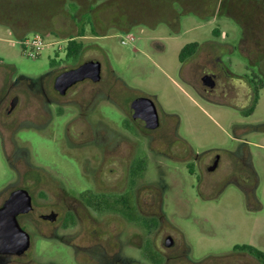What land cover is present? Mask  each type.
Listing matches in <instances>:
<instances>
[{
  "label": "rangeland",
  "instance_id": "rangeland-1",
  "mask_svg": "<svg viewBox=\"0 0 264 264\" xmlns=\"http://www.w3.org/2000/svg\"><path fill=\"white\" fill-rule=\"evenodd\" d=\"M76 4V19L92 20L100 33L95 35L88 22L84 37L76 38L82 53L69 59V38L78 35L81 25L72 18ZM240 20L248 29L242 46ZM35 33L43 35L47 46L31 58L22 42ZM129 36L133 39L123 44ZM257 38L264 44V0H0V92L9 72L13 81L20 75L36 79L50 70L98 60L119 104L108 97L93 99L103 85H82L64 105L52 106L54 120L80 117L79 105L91 98L84 111L88 119L119 136L126 131L130 104L144 95L155 100L164 121L156 135L173 142L172 154L157 156L160 162L153 171L161 181L158 166L167 174L169 188L161 194L165 221L125 224L119 238L109 243L108 251H117L114 257L108 253L106 264H260L249 255L223 256L235 245L254 244L264 251V60L255 65L261 51L254 49ZM189 43L200 46L182 64L179 55ZM205 74L215 75L216 90L203 86ZM38 88L36 83L15 90L20 105L42 106ZM255 88L259 100L249 113ZM23 139L37 160H55L59 168L70 169L44 135L29 132ZM217 154L220 163L209 171ZM145 155L142 151L141 158ZM71 165L78 170L77 163ZM7 167L0 136V191L14 179ZM148 182L154 184L149 173ZM141 204L148 209L145 201ZM63 235L71 241L70 229ZM168 235L176 240L173 250L163 245ZM48 240L39 244L36 264H73L67 241ZM91 252L98 255L101 250L93 247ZM118 254L124 263L116 261Z\"/></svg>",
  "mask_w": 264,
  "mask_h": 264
},
{
  "label": "flooded vegetation",
  "instance_id": "flooded-vegetation-1",
  "mask_svg": "<svg viewBox=\"0 0 264 264\" xmlns=\"http://www.w3.org/2000/svg\"><path fill=\"white\" fill-rule=\"evenodd\" d=\"M92 29L95 30V35L100 33L96 28L92 27ZM76 36L74 37L78 38ZM247 41L245 38L241 43L245 44ZM85 62L56 72L50 70L36 79L20 75L13 81L15 77L8 76L10 72L7 73L5 88L0 92V136L5 140L7 170L14 179L5 184L0 191V220H5L1 229L5 232L4 238L9 240L12 235L7 220H17L26 234L28 245L21 253L13 252L8 248L0 251V264H25V262L36 264L41 256L39 244L48 239L62 243L67 241L71 247L73 264H106L108 253L114 257L117 251L109 252V243L119 238L125 230V224L136 226L140 220H147V223L159 220L163 223L166 219L162 206L164 196L162 197L161 194L169 188L165 182L167 174L159 165L161 181L153 171L157 169L156 162H160L159 157H168L172 154L173 142L166 136L156 135L164 127L158 108L159 126L152 129L140 125L134 119L133 103H131L127 113L128 121L123 126L126 131L118 132L119 136L111 132L106 125L94 124L88 119L84 111L91 106V98L85 104L79 105L80 117L68 121L54 120L52 106L56 104L58 108L64 105L74 89L82 85L90 84L98 87L103 85V88L95 91L93 99L108 97L115 104H119L114 88L109 80H105L103 71L99 82L86 79L69 88L64 95L56 89V79L60 74L76 69ZM205 75L214 78L215 87L209 89L203 86L209 91L216 90L218 82L215 75ZM36 83L39 86L37 91L42 106L33 107L30 103L20 105L22 100L19 93L14 91L23 86L31 88ZM108 83L110 86H105ZM141 98L138 103L148 98L156 105L155 100L149 96L141 95ZM29 132L44 135L46 140L51 141L55 146V154L67 160L70 169L59 168L55 160L50 163L37 160L31 152L30 145L23 139ZM142 151L146 152V155L141 158ZM216 158H219V165L220 155L217 154L213 157L210 166ZM71 162L77 163L79 167L77 171L72 169ZM148 173L154 180L153 185L148 182ZM21 191L27 192L30 197L28 206L25 197L18 194ZM14 194H17L15 207L18 212L15 217L12 216V210L7 209V203ZM142 200L148 204V209L142 207ZM114 222L118 224L115 225L117 229L113 227ZM68 229L72 233L71 241L66 240L63 235ZM169 237L174 241L172 247L166 246ZM151 245L154 254L157 249L152 243ZM163 245L168 250L177 247L176 240L171 235L165 237ZM245 245H248V249L243 248ZM93 247H99L101 253L92 254ZM254 251L264 254L258 246L244 244L233 246L230 253L223 256L248 257L249 255L260 264H264V260ZM152 254L150 252L147 254L150 260ZM163 258L166 261L177 262L172 256L171 258L163 256ZM116 261L124 263L119 254Z\"/></svg>",
  "mask_w": 264,
  "mask_h": 264
},
{
  "label": "water",
  "instance_id": "water-1",
  "mask_svg": "<svg viewBox=\"0 0 264 264\" xmlns=\"http://www.w3.org/2000/svg\"><path fill=\"white\" fill-rule=\"evenodd\" d=\"M102 78V65L97 60H91L83 63L76 69L66 71L59 75L56 79V89L62 94H66L67 90L74 86L76 83L90 79L93 82H99ZM202 83L205 87L213 89L215 87V80L211 75H205L202 78ZM132 113L134 119L143 126L155 129L159 126V115L155 103L148 98L142 100L141 103H135L132 105ZM219 158L215 159L212 166L208 168L209 171H214L218 167ZM18 194H22L25 197L26 206L30 203V197L27 192L21 191ZM17 195V194H16ZM16 195L7 203L8 211L12 210V216L16 215ZM18 213V212H17ZM5 220H0V251L12 250L13 252L21 253L27 248L28 240L26 234L20 228L17 220H7L8 229L12 235V238L6 240L4 237L5 232L1 229V225H4ZM173 239L167 238L166 246H173Z\"/></svg>",
  "mask_w": 264,
  "mask_h": 264
},
{
  "label": "trees",
  "instance_id": "trees-1",
  "mask_svg": "<svg viewBox=\"0 0 264 264\" xmlns=\"http://www.w3.org/2000/svg\"><path fill=\"white\" fill-rule=\"evenodd\" d=\"M75 4V3H74ZM95 9V8H94ZM78 11V6L76 4V10H75V13L74 15L72 16L73 20L78 24V22H80L81 25H77L79 31H78V35L76 37H81V36H84L85 34V27L86 25L89 24L95 28V23L92 22V20H87L84 22V19L81 18L80 20H77L76 19V12ZM94 18V17H93ZM92 18V19H93ZM240 24L242 25L243 27V31H244V37H243V40L241 42L244 41L245 39V33L248 32V29H245L244 27V23L240 20ZM91 27V28H92ZM95 31V30H94ZM93 29H92V32L94 33ZM247 31V32H246ZM214 34H219V32L217 30L214 31ZM255 39V38H254ZM259 44H256V46L254 47L255 50H261V51H258L256 52V55L258 56V64H255L257 67H259V65L261 64V62L264 60V44L262 43L263 39H259L257 38ZM242 44V43H241ZM200 44L198 43H189L187 45H185L181 52H180V55H179V59L181 61L182 64H184L187 59H189L190 57H192L198 50ZM241 47V46H240ZM241 49V48H240ZM83 51V45L81 43H79L77 41V39L74 37V36H71L69 38V41H68V45H67V52H66V55L67 57H70V58H77ZM258 100H259V90L255 88V91H254V99H253V105L252 107L250 108V111L249 113H252L258 103ZM243 248H246L248 249V245H245L243 246ZM256 252L257 256H259L261 259L264 260V254L261 253V252H258V251H254Z\"/></svg>",
  "mask_w": 264,
  "mask_h": 264
},
{
  "label": "built area",
  "instance_id": "built-area-1",
  "mask_svg": "<svg viewBox=\"0 0 264 264\" xmlns=\"http://www.w3.org/2000/svg\"><path fill=\"white\" fill-rule=\"evenodd\" d=\"M132 39L133 38H131L130 36L128 37V39L125 37L122 39V43L127 44ZM22 45L24 47L25 54L31 58L38 57L42 50L47 46L43 35L39 33H35L31 38L25 39L22 42Z\"/></svg>",
  "mask_w": 264,
  "mask_h": 264
}]
</instances>
